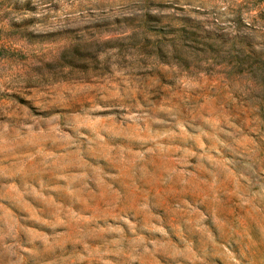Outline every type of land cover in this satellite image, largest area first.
<instances>
[{"label": "clouds", "instance_id": "9594fccd", "mask_svg": "<svg viewBox=\"0 0 264 264\" xmlns=\"http://www.w3.org/2000/svg\"><path fill=\"white\" fill-rule=\"evenodd\" d=\"M0 208V264H264V0H0Z\"/></svg>", "mask_w": 264, "mask_h": 264}, {"label": "rangeland", "instance_id": "374dc122", "mask_svg": "<svg viewBox=\"0 0 264 264\" xmlns=\"http://www.w3.org/2000/svg\"><path fill=\"white\" fill-rule=\"evenodd\" d=\"M25 7H26V8H29V10H33V9L31 8V5H25ZM160 7H161V8H165V7H169V5L161 4ZM30 203H31V206H32L33 208H39V207H41L39 201H30ZM9 210L11 211V209H9ZM2 214H3V209L0 208V217H2ZM23 214L26 215L27 212H25V213H23ZM37 230H39V229H37Z\"/></svg>", "mask_w": 264, "mask_h": 264}]
</instances>
